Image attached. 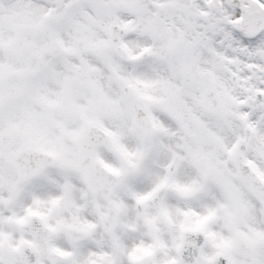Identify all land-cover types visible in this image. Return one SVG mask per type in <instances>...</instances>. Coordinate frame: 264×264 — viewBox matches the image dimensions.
<instances>
[{"label":"snow or ice","instance_id":"6c2138e0","mask_svg":"<svg viewBox=\"0 0 264 264\" xmlns=\"http://www.w3.org/2000/svg\"><path fill=\"white\" fill-rule=\"evenodd\" d=\"M0 264H264V0H0Z\"/></svg>","mask_w":264,"mask_h":264}]
</instances>
